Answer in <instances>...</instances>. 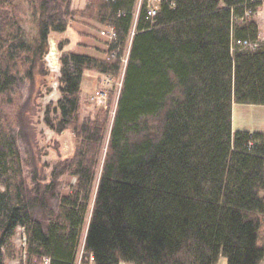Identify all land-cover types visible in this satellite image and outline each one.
<instances>
[{
  "label": "trees",
  "instance_id": "obj_1",
  "mask_svg": "<svg viewBox=\"0 0 264 264\" xmlns=\"http://www.w3.org/2000/svg\"><path fill=\"white\" fill-rule=\"evenodd\" d=\"M138 1L87 0L78 12L72 0H0V264L17 258L19 230L27 264L263 263L264 134L233 133L232 107L264 106V0H159L153 18L141 0L135 20ZM75 17L115 40L103 58L62 55L59 98L43 120L74 148L48 187L31 188L20 88L47 74L48 39ZM245 41L256 49L237 44ZM87 71L121 74L111 120L110 105L80 119ZM29 130L35 185L40 152ZM62 176L76 180L66 194Z\"/></svg>",
  "mask_w": 264,
  "mask_h": 264
},
{
  "label": "rangeland",
  "instance_id": "obj_2",
  "mask_svg": "<svg viewBox=\"0 0 264 264\" xmlns=\"http://www.w3.org/2000/svg\"><path fill=\"white\" fill-rule=\"evenodd\" d=\"M24 8V6H23ZM70 21L65 33L62 35H50L48 39V54L45 58V70L47 74L39 76L33 84L24 82L20 88V107L23 105L26 130L22 134V128L17 130L19 137L18 147L23 161V171L30 187L40 186L42 190L50 184L51 171L56 163L69 157L74 148V138L68 132L58 135L44 124V116L52 105L59 98L57 78L59 77L60 59L64 54L85 53L95 57L103 58L102 51L105 47L106 38L94 32L93 23L88 20L75 17ZM23 29L33 35V25L28 16L23 18ZM50 40L54 41V52L52 51ZM127 50L122 56V65L127 61ZM103 56V57H102ZM80 119L94 116L97 111H109L105 106L110 105V120L115 110L117 97L121 88V74L118 79H110L94 71L84 72L80 85ZM112 93V96H111ZM111 96V97H110ZM261 106H251L250 112ZM35 133V143L40 152V166L35 177V185H32L33 169L30 166V158L27 153L25 142L30 138V130ZM38 157V156H37ZM101 163L98 167V176ZM98 178V177H97ZM60 186L58 193L66 194L75 186L76 180L70 176H62L57 181ZM51 204L53 202L50 201ZM40 215V212H38ZM22 230H19L14 237V246L17 251V258L9 260L6 264H27L24 254L25 237ZM48 264V261L47 263Z\"/></svg>",
  "mask_w": 264,
  "mask_h": 264
},
{
  "label": "crops",
  "instance_id": "obj_3",
  "mask_svg": "<svg viewBox=\"0 0 264 264\" xmlns=\"http://www.w3.org/2000/svg\"><path fill=\"white\" fill-rule=\"evenodd\" d=\"M87 0H72V9L81 12L84 10ZM256 21L259 27V37L264 42V3L262 4ZM93 26H96L93 23ZM251 106L233 105L232 107V132L264 134V106L250 112ZM92 264V263H89ZM216 264H227L225 258L220 257ZM264 264V261L263 263Z\"/></svg>",
  "mask_w": 264,
  "mask_h": 264
},
{
  "label": "built area",
  "instance_id": "obj_4",
  "mask_svg": "<svg viewBox=\"0 0 264 264\" xmlns=\"http://www.w3.org/2000/svg\"><path fill=\"white\" fill-rule=\"evenodd\" d=\"M159 7V0H150L149 2V7L146 11V15L150 18H153L156 16L157 10ZM138 13V11H137ZM136 13V15H137ZM136 17V16H135ZM101 36L106 37L109 41L115 40V33L113 30H110L108 32H102ZM238 45L243 47L244 49H249V50H254L256 49L257 45L256 44H251L250 42H237ZM47 263V261H45Z\"/></svg>",
  "mask_w": 264,
  "mask_h": 264
},
{
  "label": "bare ground",
  "instance_id": "obj_5",
  "mask_svg": "<svg viewBox=\"0 0 264 264\" xmlns=\"http://www.w3.org/2000/svg\"><path fill=\"white\" fill-rule=\"evenodd\" d=\"M114 59H116V53L113 51V53H111V58L109 60H114Z\"/></svg>",
  "mask_w": 264,
  "mask_h": 264
},
{
  "label": "water",
  "instance_id": "obj_6",
  "mask_svg": "<svg viewBox=\"0 0 264 264\" xmlns=\"http://www.w3.org/2000/svg\"><path fill=\"white\" fill-rule=\"evenodd\" d=\"M50 43H51V47H52V51L54 52V41L53 40H50Z\"/></svg>",
  "mask_w": 264,
  "mask_h": 264
}]
</instances>
